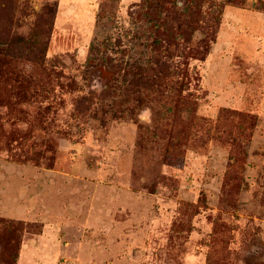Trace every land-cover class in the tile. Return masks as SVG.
I'll return each mask as SVG.
<instances>
[{"label":"rangeland","instance_id":"1","mask_svg":"<svg viewBox=\"0 0 264 264\" xmlns=\"http://www.w3.org/2000/svg\"><path fill=\"white\" fill-rule=\"evenodd\" d=\"M155 2L0 0V264H264V0H201L181 117L133 82Z\"/></svg>","mask_w":264,"mask_h":264},{"label":"trees","instance_id":"2","mask_svg":"<svg viewBox=\"0 0 264 264\" xmlns=\"http://www.w3.org/2000/svg\"><path fill=\"white\" fill-rule=\"evenodd\" d=\"M232 1V0H229ZM145 12L147 23L151 25L152 40L150 42L152 56L146 63L139 65L133 71V82L149 92V101L159 103L165 116L184 113L193 115L197 109L196 101L180 93L187 89L190 77L188 64L190 59L204 61L211 50L210 41L203 37V51L187 48L193 40L196 31L201 28L203 17L201 0H191L184 9L173 0V6L163 0H156ZM50 29V27H49ZM42 26L33 29L34 39L31 43L45 45L41 39ZM134 68H136L134 66ZM221 112L238 116L241 111L223 107ZM242 130L245 129L241 124ZM35 227V230H33ZM23 231L40 235L43 232L41 222L24 221Z\"/></svg>","mask_w":264,"mask_h":264},{"label":"crops","instance_id":"3","mask_svg":"<svg viewBox=\"0 0 264 264\" xmlns=\"http://www.w3.org/2000/svg\"><path fill=\"white\" fill-rule=\"evenodd\" d=\"M11 166H15V167H18L19 168V170H20V168H25V167H32V166H30L29 164H23V165H19V164H10ZM33 168V167H32ZM34 169V168H33ZM51 172V173H50ZM49 173V174H48ZM48 175H45L46 177H49L48 179H53L54 178V176L55 175H53V170H48ZM45 177V178H46ZM47 179H45V181H46ZM44 181V182H45ZM29 183H31L30 182V180H29ZM29 183H27V184H29ZM24 190L25 189H27L26 187H24L23 188ZM28 200H29V205L31 206V204H36L37 203V201L39 200V197L36 195V194H31L29 197H28ZM25 204V203H24ZM26 205V204H25ZM30 206H28V205H26V208L27 209H29L30 211H32V207H30ZM13 219V218H12ZM16 220H18V219H16ZM22 221H30V220H22ZM30 222H41L42 224H43V232H42V234L44 233V230H45V224H47V219H46V217H41L40 219H38L37 221H30ZM86 230H88V229H85V232H86ZM42 234H40V235H42ZM61 235H63V233H61ZM35 236H39V235H35ZM70 244H69V242H65L64 243V246H69Z\"/></svg>","mask_w":264,"mask_h":264}]
</instances>
